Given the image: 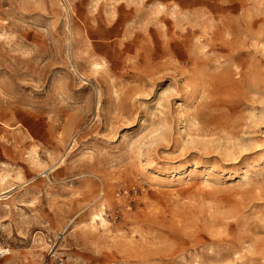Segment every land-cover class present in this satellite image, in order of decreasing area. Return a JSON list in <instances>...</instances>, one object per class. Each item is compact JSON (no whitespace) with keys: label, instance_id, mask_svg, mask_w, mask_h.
<instances>
[{"label":"rangeland","instance_id":"1","mask_svg":"<svg viewBox=\"0 0 264 264\" xmlns=\"http://www.w3.org/2000/svg\"><path fill=\"white\" fill-rule=\"evenodd\" d=\"M187 5L0 0V246L264 264V0Z\"/></svg>","mask_w":264,"mask_h":264},{"label":"bare ground","instance_id":"2","mask_svg":"<svg viewBox=\"0 0 264 264\" xmlns=\"http://www.w3.org/2000/svg\"><path fill=\"white\" fill-rule=\"evenodd\" d=\"M187 1H188L187 6H190L191 0H187ZM193 1H195V0H193ZM234 3H237V2L235 1ZM175 49H177V48H175ZM173 51H174V53L179 55V57H181L182 59H185L186 53L184 52L183 47H181L179 50H173ZM101 205H100L99 209L95 208L94 211L92 210L91 221H90L92 228H95V226L93 224L96 223L97 219H101L102 226H105L104 220L100 216L101 211H102ZM93 231H92V233H93ZM5 257H6V261L4 264H27V261H25L22 257H20V253H18L17 251H15L14 249H11V248H4V247L0 246V258H5Z\"/></svg>","mask_w":264,"mask_h":264},{"label":"built area","instance_id":"3","mask_svg":"<svg viewBox=\"0 0 264 264\" xmlns=\"http://www.w3.org/2000/svg\"><path fill=\"white\" fill-rule=\"evenodd\" d=\"M56 259V264H69L63 257H57Z\"/></svg>","mask_w":264,"mask_h":264}]
</instances>
